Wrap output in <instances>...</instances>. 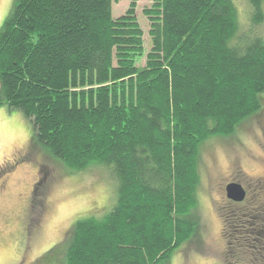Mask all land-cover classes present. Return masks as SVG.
Listing matches in <instances>:
<instances>
[{
	"label": "trees",
	"instance_id": "trees-1",
	"mask_svg": "<svg viewBox=\"0 0 264 264\" xmlns=\"http://www.w3.org/2000/svg\"><path fill=\"white\" fill-rule=\"evenodd\" d=\"M246 1L243 19L235 0H153L144 54L136 0L117 18L113 0H13L0 105L68 172L101 166L117 185L107 214L73 223L65 264H164L195 237L204 142L264 112V0ZM246 199L227 200L225 257L264 264V195Z\"/></svg>",
	"mask_w": 264,
	"mask_h": 264
},
{
	"label": "rangeland",
	"instance_id": "rangeland-1",
	"mask_svg": "<svg viewBox=\"0 0 264 264\" xmlns=\"http://www.w3.org/2000/svg\"><path fill=\"white\" fill-rule=\"evenodd\" d=\"M131 1L113 0L112 17L123 15ZM235 1L239 16L249 17L247 1ZM12 3L13 0H0V26ZM152 3L153 0L135 3V15L143 30L144 54L150 49V22L144 10ZM144 63V56L137 60V65ZM260 96L264 100V91ZM200 160L197 233L191 241L177 247L164 264H229L228 260L237 264L239 261L233 259L236 255L225 257V249L235 242L230 243L223 231L227 219L223 214H230L224 187L230 181L241 183L248 191L249 203L264 195L255 185L264 177V120L254 115L245 119L232 135L207 139ZM59 162L38 143L31 121L21 110L0 105V264H21L27 243L29 248L22 264H30L44 250L52 253L39 264H65V238L73 223L87 216L100 218L115 205L116 181L104 167L68 172ZM36 181L30 204L32 184ZM29 209L32 218L41 209L45 213L40 217L41 228L30 233L28 242Z\"/></svg>",
	"mask_w": 264,
	"mask_h": 264
},
{
	"label": "flooded vegetation",
	"instance_id": "flooded-vegetation-1",
	"mask_svg": "<svg viewBox=\"0 0 264 264\" xmlns=\"http://www.w3.org/2000/svg\"><path fill=\"white\" fill-rule=\"evenodd\" d=\"M262 120H264V118H263V116H262ZM38 168H40V165L38 166ZM38 173H39V171H38ZM37 180L39 181V178H37ZM230 182H236V181H230ZM230 182H228V183H230ZM227 183V184H228ZM38 184V182L36 181V182H34L33 184H32V191H31V197H30V199L28 200V203H33V201H32V199H33V190L35 189V186ZM226 186V185H225ZM243 186V185H242ZM244 187V186H243ZM258 189H260L259 188V185H257L256 186ZM244 189H245V191H246V195H247V193H248V191L246 190V188L244 187ZM224 192H225V187H224ZM227 197H226V193H225V199H226ZM245 198H246V196H245ZM227 200H229V199H227ZM229 201H231V200H229ZM233 202V201H232ZM242 202V201H241ZM31 207V206H30ZM220 207H222V206H220ZM29 211H30V209L28 210V214H29ZM44 210H39V212L36 214V216L34 217V218H32V217H30V215L31 214H29V216H28V218H27V221H26V223H28L29 221H30V223H28V226H27V228H26V230H27V232H28V242H29V239H30V233L31 232H33L35 229H37V228H41L40 227V217H42L43 215H44ZM29 217H30V219H29ZM220 235L222 236V228H221V233H220ZM66 239V238H65ZM54 246V245H53ZM29 248V245H28V243H27V247H26V252H25V255L24 256H21V259H22V262H21V264L24 262L25 263V259H26V253H27V249ZM52 253V251L51 250H48V251H46V250H44V252L40 255V256H38V258L37 259H35V260H33L32 262H30V264H32V263H34V264H39V263H41V262H43V260L48 256V255H50ZM20 259V260H21Z\"/></svg>",
	"mask_w": 264,
	"mask_h": 264
},
{
	"label": "water",
	"instance_id": "water-1",
	"mask_svg": "<svg viewBox=\"0 0 264 264\" xmlns=\"http://www.w3.org/2000/svg\"><path fill=\"white\" fill-rule=\"evenodd\" d=\"M225 193L227 199L233 202H241L245 199L246 191L241 183L230 182L225 186Z\"/></svg>",
	"mask_w": 264,
	"mask_h": 264
}]
</instances>
